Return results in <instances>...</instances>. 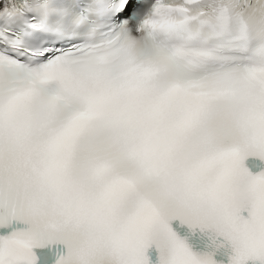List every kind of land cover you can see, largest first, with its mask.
Masks as SVG:
<instances>
[{"label":"snow or ice","instance_id":"6c2138e0","mask_svg":"<svg viewBox=\"0 0 264 264\" xmlns=\"http://www.w3.org/2000/svg\"><path fill=\"white\" fill-rule=\"evenodd\" d=\"M223 248L264 264V0H0V264Z\"/></svg>","mask_w":264,"mask_h":264}]
</instances>
